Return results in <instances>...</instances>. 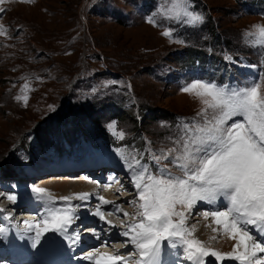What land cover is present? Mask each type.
<instances>
[{
    "label": "rangeland",
    "instance_id": "374dc122",
    "mask_svg": "<svg viewBox=\"0 0 264 264\" xmlns=\"http://www.w3.org/2000/svg\"><path fill=\"white\" fill-rule=\"evenodd\" d=\"M250 1L192 0L195 11L205 17L196 28L161 18L162 25L177 29L186 46L170 43L161 36L162 27L145 22L160 0L0 3L4 9L0 26L7 29L6 35H0V198L7 201L6 196L15 192L16 205L29 206L17 189L35 185L50 191L44 184L89 177L88 169L104 177L106 168L96 170L107 161L104 150L91 149L80 136L70 137L76 133L85 136L92 122L103 127L112 115L118 118V129L127 133L124 143L143 150L145 133L159 147L179 114L192 116L200 107L181 92L194 77L181 86L185 73L177 69L190 64L195 56L202 58L205 44H219L220 35L229 48L253 49L243 45L241 34L253 24H264V13L246 9ZM109 80L119 83L105 87ZM26 81L32 89L27 93V106L15 99L24 94ZM162 122L168 127H161ZM122 182L124 188H130L127 180ZM129 190L132 197L133 185ZM26 192L31 197L28 189ZM3 208L7 204H0ZM13 208L7 212L15 218L19 211L13 212Z\"/></svg>",
    "mask_w": 264,
    "mask_h": 264
},
{
    "label": "snow or ice",
    "instance_id": "6c2138e0",
    "mask_svg": "<svg viewBox=\"0 0 264 264\" xmlns=\"http://www.w3.org/2000/svg\"><path fill=\"white\" fill-rule=\"evenodd\" d=\"M161 18L191 28L205 21L192 0H160L145 22L162 27L161 36L183 46L186 42L177 29L162 25ZM6 34L7 29L0 26V35ZM241 38L245 46L262 53L259 65H246L260 69L256 76L234 85L191 79L181 92L200 107L191 117H178L176 127L159 147L144 137L143 150L128 145L114 149L135 189L134 197L125 201L132 212L98 192L56 196L46 188L29 185L30 199L37 206L35 219L11 224L13 213L0 209V224L7 221L11 225L0 226V242L16 247L9 238L12 231L16 240L26 241L32 250L66 243L75 251L83 245L91 249L80 257L88 264H264V24L251 25ZM224 59L236 63L229 53ZM118 83L109 80L105 87ZM22 90L24 94L15 99L27 106V93L32 90L28 81ZM161 127H168L167 122ZM108 130L117 141L126 139L127 133L118 129L116 121L109 123ZM84 179L105 191L113 184L119 185L117 192L126 190L113 175L103 185L90 177ZM93 198L97 201L94 208ZM6 199L14 206L18 193H9ZM79 209L86 210L87 216ZM113 215L121 219L118 232L114 231L118 226L107 219ZM88 217L107 227L98 229L94 223L88 227ZM201 220L212 233L207 240L197 235ZM74 225L90 232L98 243L88 245ZM218 237L230 242L229 251L210 246ZM112 244L124 251H101ZM0 264L7 262L0 260Z\"/></svg>",
    "mask_w": 264,
    "mask_h": 264
},
{
    "label": "bare ground",
    "instance_id": "6f19581e",
    "mask_svg": "<svg viewBox=\"0 0 264 264\" xmlns=\"http://www.w3.org/2000/svg\"><path fill=\"white\" fill-rule=\"evenodd\" d=\"M87 176H89L90 178L94 177L95 180L99 181V182H101L103 180V176H97L95 174V172L93 171V169H88ZM52 183L53 184H47L46 183V184H44V186L49 187L50 191L56 196H63L64 194H66V192L68 191L67 189L70 186L71 187L73 186V189H70V192L74 189H80V188L92 189L93 188V183H90L89 180L86 181V179H84V177L83 178L79 177V178L72 179V180H68V179H66V180L65 179L52 180ZM105 183H108V182L105 181ZM121 183L123 184L124 182L121 181ZM112 186H114V184ZM117 187H119V185ZM111 191H112V188H111ZM125 191L127 192V194L125 196L121 195V198L123 199L124 202L127 200H131V198L135 194V191H134V193L132 194V197H131L130 196L131 191H129V189H126V190H124V193H126ZM14 206H15V208H13V209H15L14 212H16V211L24 210L21 208H29L30 204H29V206L28 205H22V204H20V206H17V205H14ZM3 209H5V214L9 213L7 211H9L10 209H8V208H3ZM26 210H29V209H26ZM20 219L21 218H19L18 220H20ZM23 219H26V218H23ZM197 219H199V217H197ZM0 220H2V216H0ZM193 222H195V221H193ZM4 223H8V222L5 221ZM198 228H199V232L197 233V235L201 239L207 240L208 236L212 235L211 230L206 229L204 227V222L202 220H201L200 224L198 225ZM113 246H115V248L117 250L124 251L123 249H121V247H117V244H113ZM118 246H120V245L118 244ZM210 246L213 248L219 249L221 251H229L230 250V242L227 241L226 239L222 238V237H219L218 241H212ZM48 264H52V262H49ZM226 264H235V262H226Z\"/></svg>",
    "mask_w": 264,
    "mask_h": 264
},
{
    "label": "trees",
    "instance_id": "16d2710c",
    "mask_svg": "<svg viewBox=\"0 0 264 264\" xmlns=\"http://www.w3.org/2000/svg\"><path fill=\"white\" fill-rule=\"evenodd\" d=\"M6 171H11L10 169H6Z\"/></svg>",
    "mask_w": 264,
    "mask_h": 264
}]
</instances>
